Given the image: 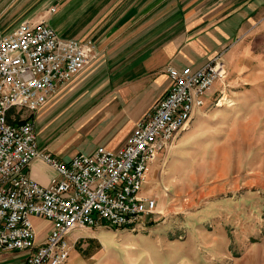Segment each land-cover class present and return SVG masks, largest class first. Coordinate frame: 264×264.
<instances>
[{"label":"rangeland","instance_id":"374dc122","mask_svg":"<svg viewBox=\"0 0 264 264\" xmlns=\"http://www.w3.org/2000/svg\"><path fill=\"white\" fill-rule=\"evenodd\" d=\"M21 15L62 24L60 0H0L3 29ZM217 55L228 75L224 99L210 105L215 114L149 164L155 211L136 230L73 231L64 264H264V13ZM61 93L49 101L56 105L50 112L45 104L23 117L35 119L44 145L67 147L68 158L77 146L90 150L101 134L82 145L75 128L90 105L63 109ZM35 224L44 235L48 228Z\"/></svg>","mask_w":264,"mask_h":264},{"label":"built area","instance_id":"2783aa9c","mask_svg":"<svg viewBox=\"0 0 264 264\" xmlns=\"http://www.w3.org/2000/svg\"><path fill=\"white\" fill-rule=\"evenodd\" d=\"M93 50L91 40L61 37L44 20L0 26V264L17 252L26 254L22 264H64L73 231L142 228L157 207L154 196L142 193L150 162L175 145L216 82L221 89L214 102L224 99L222 57L198 68L167 66L168 87L119 150L97 146L61 159L40 146L34 119L23 114L54 97ZM35 159L56 171L47 185L28 172ZM32 217L50 224L39 239Z\"/></svg>","mask_w":264,"mask_h":264},{"label":"crops","instance_id":"0c3cea01","mask_svg":"<svg viewBox=\"0 0 264 264\" xmlns=\"http://www.w3.org/2000/svg\"><path fill=\"white\" fill-rule=\"evenodd\" d=\"M60 3L62 24L44 22L61 37L91 40L94 44L88 64L55 94L62 92L63 109L85 102L86 107L90 105L75 128L85 148L91 144L87 139L96 131L101 134L90 150L84 152L77 146L73 153H88L97 146L119 150L136 122L164 94L170 82L167 66L178 69L204 66L229 45L233 36L245 32L246 26L264 13V0H60ZM51 8L53 13L58 9L57 5ZM22 19L43 20L21 15L9 18V23L13 26ZM216 83L218 86L213 85L206 94L209 103L206 105L205 101L195 110L177 141L179 137L184 140L187 133L207 119L204 117L215 114L210 105L218 96L215 92L221 89V84ZM48 102L50 112L56 105ZM36 132L43 149L67 159L63 157L67 147L44 145L37 127ZM28 172L42 185L56 176V171L40 159L31 162ZM148 182L149 179L142 193L152 196ZM32 221L39 239L43 235L35 222L41 221L48 229L50 224L39 217H32ZM25 255V252L6 254L1 263L22 264Z\"/></svg>","mask_w":264,"mask_h":264},{"label":"trees","instance_id":"16d2710c","mask_svg":"<svg viewBox=\"0 0 264 264\" xmlns=\"http://www.w3.org/2000/svg\"><path fill=\"white\" fill-rule=\"evenodd\" d=\"M115 229H117V228H115Z\"/></svg>","mask_w":264,"mask_h":264}]
</instances>
